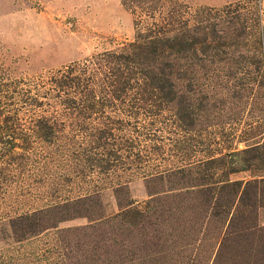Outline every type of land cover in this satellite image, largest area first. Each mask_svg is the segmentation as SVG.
<instances>
[{"label": "rangeland", "instance_id": "1", "mask_svg": "<svg viewBox=\"0 0 264 264\" xmlns=\"http://www.w3.org/2000/svg\"><path fill=\"white\" fill-rule=\"evenodd\" d=\"M177 1L190 10L257 3L264 32V0ZM121 2L0 0V264H96L80 256L83 234L92 232L88 227L99 233L97 225L115 216L125 217L118 228L121 237L145 247L148 254L131 263L140 251L129 249L124 264H264L261 91L232 94L224 84L215 98L202 101L194 96L188 109L193 114L177 112L173 102L161 103L147 117L135 115V120L107 109L83 113L78 116L83 120L79 132L57 128L48 140L41 139L35 127L41 110L18 103L19 81L32 89L75 62L134 42L135 17ZM180 100L182 111L186 99ZM179 117L185 123L191 120V131ZM104 123L113 130L112 139H98ZM256 143L262 148L238 154ZM230 153L236 154L226 157ZM214 158L209 182L217 185L214 198L219 203L212 212L217 216L211 217L212 205L203 210L201 204L202 187L192 186L200 180L181 183L170 171ZM230 168L237 171H226ZM234 182L242 183L240 192L245 182L252 183L244 202L255 205L249 214L229 221L230 214L221 211L236 189L218 187ZM80 198L85 199L79 217L41 216L57 204ZM152 204L169 209L170 217L158 213L164 235L154 245H140L135 218L138 212H149L146 208ZM166 217L168 225L162 221ZM32 223L36 226L30 232L25 225Z\"/></svg>", "mask_w": 264, "mask_h": 264}, {"label": "trees", "instance_id": "2", "mask_svg": "<svg viewBox=\"0 0 264 264\" xmlns=\"http://www.w3.org/2000/svg\"><path fill=\"white\" fill-rule=\"evenodd\" d=\"M121 4L135 17L134 42L120 50L75 62L51 74L45 83L31 85L32 89L27 88L23 81L18 82V91L15 92L18 103L32 110H41L35 124L41 139H51L57 128L79 132L83 128V120H79L78 116L99 111L104 113L106 109L135 120V115L147 117L161 103L173 102L177 112L193 114L188 109L194 96L205 101L217 95L224 84H228L232 94L261 91L264 95V32L257 3H235L222 8L198 7L194 10L177 0H122ZM181 97L186 99L182 111L179 107ZM183 114L189 118V115ZM182 117L179 121L187 131H191V120L185 123ZM105 121L113 124L108 118ZM101 131L104 135L98 139L113 138V130L106 123L102 124ZM261 148L256 143L238 154H248ZM235 154L230 153L226 157ZM216 160L196 161L170 171V175L181 183L200 180L193 182L192 186L202 187L200 193L204 198L201 204L203 210L212 205L208 212L211 217L217 216L212 212L214 205L219 203L214 198L217 185L209 182L213 178L212 165L217 163ZM246 164L249 166V163ZM226 171L235 173L237 170L230 168ZM251 184L245 182L241 192L240 182L218 187L221 191L229 187L236 189L228 195L225 211H221L224 215L230 214L229 221L243 213L249 214V208L255 205L244 202L246 189ZM83 199L57 204L42 211L41 216L43 214L50 220L78 216V210L84 208ZM222 200L221 197V203ZM146 209L149 212L137 213L136 226L135 223L133 226L140 245H154L165 233L160 228L158 213H166L167 216L170 210L160 204H152ZM124 213V216L131 215ZM167 217L162 221L168 225ZM124 218L115 216L99 223V233L88 227L92 232L83 234L80 249L83 255L80 256L92 258L96 264H124L126 253L133 248L140 251L139 255L128 262L134 263L147 257L145 247L140 248L139 245L137 248L134 242L123 239L118 233ZM25 226L31 230L36 225ZM71 250L72 247L68 246L70 254Z\"/></svg>", "mask_w": 264, "mask_h": 264}]
</instances>
